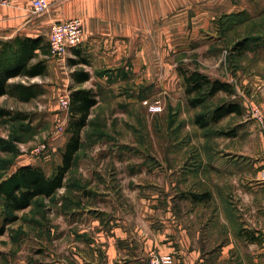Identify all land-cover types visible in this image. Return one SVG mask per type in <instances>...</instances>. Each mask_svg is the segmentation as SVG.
Returning <instances> with one entry per match:
<instances>
[{
	"label": "rangeland",
	"instance_id": "1",
	"mask_svg": "<svg viewBox=\"0 0 264 264\" xmlns=\"http://www.w3.org/2000/svg\"><path fill=\"white\" fill-rule=\"evenodd\" d=\"M230 2L234 6L221 7L212 23L188 24L189 37L200 31L197 40L189 39L187 48L180 43L169 46V35L179 34L166 29L167 24H156L164 29L158 26L155 32V55H150L153 65L149 69L140 62L94 72L89 89L98 103L91 110L81 148L60 190L109 193L105 202H122L125 214L137 215L154 228L167 221L181 222L193 231L217 224L214 231L220 235L224 222L218 218L227 214L219 216L222 198L218 197L221 191L238 186L237 171L244 169V162L245 174H256L259 168L251 160L247 163L251 157L245 155L244 137L248 129L257 136L262 130L253 111L260 106L255 102L251 107L249 102L253 94L249 82L264 79V0ZM0 40L10 39L0 36ZM238 43H244V48L236 49ZM47 58L55 62H48L46 76L11 81L38 84L40 96L29 102L0 97V110L11 114L0 118V181L23 165L40 166L51 176L62 164L70 138L71 110L61 106L60 98L69 95L71 100L70 79L82 68L75 66L71 71L67 59L59 61L63 57L50 54ZM183 69L227 82L234 93L206 95L194 106L196 96L186 92ZM231 103L239 104L242 112L210 121L215 108ZM206 121L208 125L202 126ZM247 124L251 127L245 129ZM255 146L252 153L257 151ZM37 201L36 208L18 212L20 219L0 235V264H25L27 257L37 254L36 239L42 237L35 222L55 225L53 201ZM3 220L0 200V226ZM26 221L31 226L25 231ZM63 222L77 230L81 220L68 216ZM243 234L250 237L252 233L244 230Z\"/></svg>",
	"mask_w": 264,
	"mask_h": 264
},
{
	"label": "crops",
	"instance_id": "2",
	"mask_svg": "<svg viewBox=\"0 0 264 264\" xmlns=\"http://www.w3.org/2000/svg\"><path fill=\"white\" fill-rule=\"evenodd\" d=\"M49 1V12L36 16L29 0H11L8 7L0 9V36L5 39L17 36L49 39L54 23L80 18L84 29L82 43L59 60L67 59L70 68L80 66L82 69L76 70L91 73V79L82 84L70 79L76 89H89L97 70L131 63L139 65L140 62L149 69L153 65L150 55H155V32L159 26L156 24H167L166 29L179 34L169 35V46L180 43L187 48L189 39L197 40L200 31L198 29L189 37V23H212L219 16L221 7L234 6L230 0ZM159 29L164 27L159 26ZM249 86L253 93L249 101L251 107L258 102L264 114V79H252ZM244 98L248 99L246 95ZM249 127L250 124L245 125V129ZM247 131L244 152L251 157L246 158L247 163L251 160L259 169L257 175L245 174L244 162V169L237 171L240 175L236 180L238 186L234 187L232 181L230 186H233L228 192L221 191L223 195L216 196L222 198L219 216L227 214L222 220L218 218L219 222H224L220 235L214 231L217 224H211V228L196 226L193 231L181 222L172 224L167 221L163 227L154 228L137 215L125 214L122 202L114 201L115 205L105 202L103 199H108L110 196L105 195L109 193L59 190L52 198L45 199V202L55 204L56 223L54 226L48 225L50 222L36 223L37 233L42 236L36 239L37 254L23 262L149 264L151 255L156 253L167 257L173 264H264V133L261 130L257 136L251 129ZM253 143H257L254 153ZM68 216L81 220L77 223V230L63 222ZM26 226L30 227L31 222L26 221L25 231ZM244 230L251 231L250 237L243 234Z\"/></svg>",
	"mask_w": 264,
	"mask_h": 264
},
{
	"label": "trees",
	"instance_id": "3",
	"mask_svg": "<svg viewBox=\"0 0 264 264\" xmlns=\"http://www.w3.org/2000/svg\"><path fill=\"white\" fill-rule=\"evenodd\" d=\"M242 48H244V43H238L236 49ZM49 54L50 44L43 36L37 38L17 36L7 41L0 40V97L12 96L23 102H29L40 96L42 91L38 84L12 83L11 81L22 77L33 79L46 76ZM180 73L184 78L187 94L196 96L192 100L194 106L202 103L206 95L214 96L221 91L234 93L231 84L220 79L213 80L199 70L183 69ZM73 78L75 83L82 84L90 79V75L85 71H76ZM70 89L73 90L71 92V117L67 129L70 138L63 151L62 164L51 176L47 175L40 166L23 165L0 181V200L4 217L0 226V235L6 232L8 225L20 219L18 212L36 208L37 199L52 198L64 187L66 175L71 170L81 148L82 132L88 125L92 108L98 103L97 96L92 89H75L74 86H70ZM241 110V106L237 103L220 105L210 114V121L217 122L230 114L241 113ZM10 115L7 110H0V118ZM197 122L200 123V118ZM206 125L208 121L202 123V126ZM43 214L45 215V209Z\"/></svg>",
	"mask_w": 264,
	"mask_h": 264
},
{
	"label": "built area",
	"instance_id": "4",
	"mask_svg": "<svg viewBox=\"0 0 264 264\" xmlns=\"http://www.w3.org/2000/svg\"><path fill=\"white\" fill-rule=\"evenodd\" d=\"M31 3L32 13L36 16H43L49 12V0H29ZM11 0H0V9L8 7ZM83 21L80 18H71L64 21L56 22L51 27L49 36L50 56L64 57L68 52L82 43L83 40ZM70 97L62 96L60 98L61 106L70 109ZM255 117L258 119L262 132L264 133V115L259 107L253 109ZM264 176V171H263ZM150 264H173L167 257L153 253L150 258Z\"/></svg>",
	"mask_w": 264,
	"mask_h": 264
}]
</instances>
